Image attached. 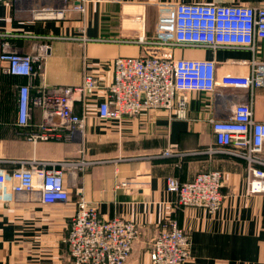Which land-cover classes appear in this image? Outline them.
<instances>
[{
    "label": "crops",
    "instance_id": "1",
    "mask_svg": "<svg viewBox=\"0 0 264 264\" xmlns=\"http://www.w3.org/2000/svg\"><path fill=\"white\" fill-rule=\"evenodd\" d=\"M176 0H88L86 11L70 10L60 19L33 18L37 6H71L82 0H4L0 3V54L5 43L25 54L47 55L33 79L31 94L47 88L81 85L95 74L101 88L89 103L76 101L75 111L86 112L84 138L71 141H30L15 125L16 96L28 79L5 72L0 59V161L6 173L16 160H63L82 156L100 159L76 176L67 173V203L46 204L33 193L0 190V264H75L64 239L80 196L96 204L105 219L116 216L137 224L138 235L126 264H159L151 249L158 227L169 218L178 220L191 240V258L184 264H264V192L250 193L245 160L202 153L213 145L212 119L228 117L237 102L251 103L257 120L264 121V86L252 92L219 86L215 92H188L185 118H169L164 110H151L120 121L96 114L99 100L113 80L111 62L121 56H139L148 47L136 40L156 34L159 5ZM223 4L264 6V0H207ZM143 22V24H142ZM143 25V27H142ZM145 27V28H144ZM255 58L264 64V39ZM178 57L213 59L217 76L248 75L253 53L244 48H186ZM8 97V98H7ZM40 108L32 124L40 123ZM165 149L183 156H155ZM220 170L224 175L223 205L212 213L204 207L180 206L167 178L192 180L199 172ZM130 181L128 185L122 182ZM9 187V186H8Z\"/></svg>",
    "mask_w": 264,
    "mask_h": 264
},
{
    "label": "built area",
    "instance_id": "2",
    "mask_svg": "<svg viewBox=\"0 0 264 264\" xmlns=\"http://www.w3.org/2000/svg\"><path fill=\"white\" fill-rule=\"evenodd\" d=\"M4 0H0L2 3ZM110 2L117 0H95ZM88 0L71 6H37L33 18L60 19L70 10L86 11ZM156 34H142L136 41L148 47L139 56H121L111 62L113 80L99 100L96 114L102 120L120 121L141 116L151 110H164L169 118H185L188 92H215L219 86L244 88L252 92L264 86V64L258 62V42L264 39V6L207 2H164L159 5ZM186 48H244L253 53L248 75L216 74L213 59L178 57L175 50ZM25 54L5 43L0 59L5 72L27 78L16 96L15 125L30 141L76 140L86 134V112L75 111L76 101L89 103L101 88L95 74H87L81 85L47 87L34 95L31 86L47 55ZM40 108L42 120L32 124L33 111ZM2 114L0 112V125ZM213 145L202 153L228 155L246 162L250 193L264 192V121L257 120L251 103L237 102L226 118L212 119ZM82 156L68 160H16L18 166L6 173L0 161V190L11 194L33 193L46 204L67 203L70 193L65 175L74 176L103 162ZM180 155L167 149L165 157ZM130 181L122 182L128 185ZM224 175L220 170L197 173L189 181L167 178V188L177 194L180 206L204 207L209 212L221 208L226 198ZM9 186V187H8ZM69 231L64 239L75 264H126L138 235L137 224L119 216L105 219L96 204L83 195L76 203ZM191 240L175 218L163 222L154 239L151 258L159 264H183L190 260Z\"/></svg>",
    "mask_w": 264,
    "mask_h": 264
},
{
    "label": "rangeland",
    "instance_id": "3",
    "mask_svg": "<svg viewBox=\"0 0 264 264\" xmlns=\"http://www.w3.org/2000/svg\"><path fill=\"white\" fill-rule=\"evenodd\" d=\"M176 2H207V3H215V2H208L207 0H176L174 3H176ZM142 24H143V22H142ZM142 27H143V25H142ZM145 28V27H144ZM145 32V29H142V34ZM8 98V97H7ZM62 141H66V140H62ZM167 149H165L161 154H158V155H155V156H164V153H165V151H166ZM173 153H178V154H180V155H175V156H183V155H185L186 153H181V152H174L173 150H171ZM69 158H67V159H63V160H68ZM55 161H58V160H55ZM197 175V174H196ZM195 175V176H196ZM160 226H161V224L159 225V227H158V230H159V228H160ZM158 233V232H157ZM153 246V245H152ZM186 263V262H185ZM184 264V263H183Z\"/></svg>",
    "mask_w": 264,
    "mask_h": 264
}]
</instances>
